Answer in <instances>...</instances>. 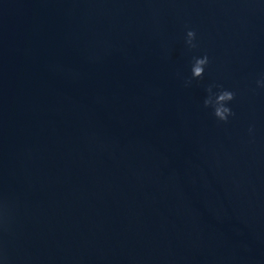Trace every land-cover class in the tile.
I'll return each instance as SVG.
<instances>
[{"label":"water","instance_id":"1","mask_svg":"<svg viewBox=\"0 0 264 264\" xmlns=\"http://www.w3.org/2000/svg\"><path fill=\"white\" fill-rule=\"evenodd\" d=\"M261 76L264 0H0V264H264Z\"/></svg>","mask_w":264,"mask_h":264},{"label":"clouds","instance_id":"2","mask_svg":"<svg viewBox=\"0 0 264 264\" xmlns=\"http://www.w3.org/2000/svg\"><path fill=\"white\" fill-rule=\"evenodd\" d=\"M197 32L194 29H188L186 32L185 43L189 49H196L197 44ZM210 63V58L207 54L202 57H194L192 64V77L185 80V87H189L192 84V80L202 79L205 74V69ZM258 88L264 89V76L256 81ZM219 89V91H214ZM207 96L203 101L205 108H211L212 114L219 122L227 124L230 117H235L236 113L229 106L230 103L235 100L236 93L234 91L225 89L222 85L210 84L206 88ZM254 126H250L248 131L250 134L254 133ZM8 228V219L6 215L0 216V230L6 231ZM0 259H6L4 252L0 249Z\"/></svg>","mask_w":264,"mask_h":264}]
</instances>
